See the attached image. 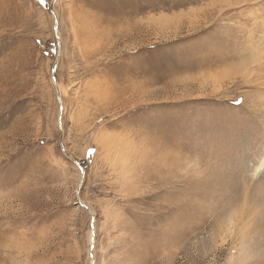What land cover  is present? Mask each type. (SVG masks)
Wrapping results in <instances>:
<instances>
[{"label": "rangeland", "instance_id": "1", "mask_svg": "<svg viewBox=\"0 0 264 264\" xmlns=\"http://www.w3.org/2000/svg\"><path fill=\"white\" fill-rule=\"evenodd\" d=\"M92 261L264 264V0H0V264Z\"/></svg>", "mask_w": 264, "mask_h": 264}, {"label": "water", "instance_id": "2", "mask_svg": "<svg viewBox=\"0 0 264 264\" xmlns=\"http://www.w3.org/2000/svg\"><path fill=\"white\" fill-rule=\"evenodd\" d=\"M55 15V14H54ZM59 51L60 50H58V53H59ZM55 64H56V62H55ZM55 64L53 65V70H54V67H55ZM53 70H52V72H53ZM52 76H53V82H54V84L56 85V88H57V99H58V102H59V106H60V110H59V118H60V116H61V114H62V101H61V95H60V92H59V88H58V84H57V81H56V79L54 78V74L52 73ZM83 174H84V172H83V170H82V168H81V176H83ZM84 206V205H83ZM85 208H87L86 206H84ZM91 227H92V230H91V243L93 242V218H92V220H91ZM89 251H90V254L92 255V246H90V249H89ZM91 264H94L93 262L91 263Z\"/></svg>", "mask_w": 264, "mask_h": 264}, {"label": "bare ground", "instance_id": "3", "mask_svg": "<svg viewBox=\"0 0 264 264\" xmlns=\"http://www.w3.org/2000/svg\"><path fill=\"white\" fill-rule=\"evenodd\" d=\"M58 88H59V86H58ZM59 92H60V89H59ZM90 239H91V236H90ZM93 262V261H92Z\"/></svg>", "mask_w": 264, "mask_h": 264}]
</instances>
